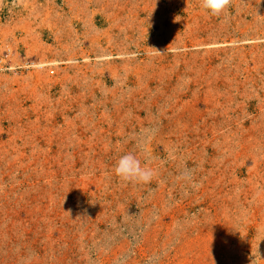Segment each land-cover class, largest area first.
I'll list each match as a JSON object with an SVG mask.
<instances>
[{
	"label": "rangeland",
	"instance_id": "1",
	"mask_svg": "<svg viewBox=\"0 0 264 264\" xmlns=\"http://www.w3.org/2000/svg\"><path fill=\"white\" fill-rule=\"evenodd\" d=\"M0 264H264V0H0Z\"/></svg>",
	"mask_w": 264,
	"mask_h": 264
},
{
	"label": "clouds",
	"instance_id": "2",
	"mask_svg": "<svg viewBox=\"0 0 264 264\" xmlns=\"http://www.w3.org/2000/svg\"><path fill=\"white\" fill-rule=\"evenodd\" d=\"M232 0H199L201 10L211 17H221L231 7ZM115 175L125 183H150L155 170L142 163L132 152L123 154L114 166Z\"/></svg>",
	"mask_w": 264,
	"mask_h": 264
}]
</instances>
